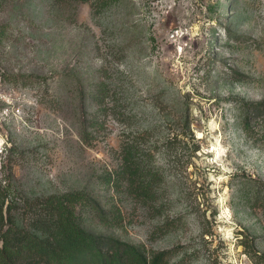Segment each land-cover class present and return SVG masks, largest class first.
I'll return each instance as SVG.
<instances>
[{"label":"rangeland","instance_id":"rangeland-1","mask_svg":"<svg viewBox=\"0 0 264 264\" xmlns=\"http://www.w3.org/2000/svg\"><path fill=\"white\" fill-rule=\"evenodd\" d=\"M0 27V180L109 199L104 232L197 251L184 264H264V0H6ZM101 68L111 94L85 140ZM147 125L158 198L108 191L99 175Z\"/></svg>","mask_w":264,"mask_h":264},{"label":"trees","instance_id":"trees-1","mask_svg":"<svg viewBox=\"0 0 264 264\" xmlns=\"http://www.w3.org/2000/svg\"><path fill=\"white\" fill-rule=\"evenodd\" d=\"M5 1L0 0V7ZM4 32L0 27V34ZM98 76L91 96L97 109L84 117L85 140L92 134L87 130L99 124L111 94L108 70L99 69ZM261 108L258 105L253 113L262 112ZM132 132L136 134L125 135L117 150L118 168L106 169L99 175L100 183L108 191L129 190L155 200L161 176L154 157L156 127L147 125ZM165 144L166 149L174 147L176 135L166 138ZM91 219L98 221L99 229L89 226ZM119 221L120 211L113 202L102 201L86 189L31 197L16 189L12 177L6 175L0 180V264H184L196 258L197 251L147 249L103 231L117 227Z\"/></svg>","mask_w":264,"mask_h":264}]
</instances>
